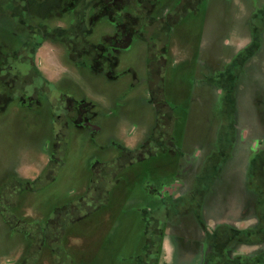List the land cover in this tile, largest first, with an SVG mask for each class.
Wrapping results in <instances>:
<instances>
[{
  "label": "rangeland",
  "instance_id": "374dc122",
  "mask_svg": "<svg viewBox=\"0 0 264 264\" xmlns=\"http://www.w3.org/2000/svg\"><path fill=\"white\" fill-rule=\"evenodd\" d=\"M81 2L72 8L89 10L95 0ZM253 2L264 0H124L149 43L116 51L110 80L80 68L96 50L81 44L90 24L80 19L64 32L66 0L1 1L15 19L26 10L48 18L30 22L36 38L24 47L2 51L10 35L0 38V264H132L144 247L135 238L154 237L161 218L127 200L143 196L140 182L169 177L181 162L190 172L199 157L231 154L215 185L243 190L247 161L264 139V35L244 67L234 59L251 37L243 10ZM106 22L87 38L111 34ZM222 80L233 89L223 91ZM80 98L100 130L72 124ZM129 152L146 159L128 165ZM18 178L37 179L36 190L21 194Z\"/></svg>",
  "mask_w": 264,
  "mask_h": 264
},
{
  "label": "flooded vegetation",
  "instance_id": "af4514ba",
  "mask_svg": "<svg viewBox=\"0 0 264 264\" xmlns=\"http://www.w3.org/2000/svg\"><path fill=\"white\" fill-rule=\"evenodd\" d=\"M66 1L70 7L65 8L66 11L62 17L66 19L71 17L70 20H67L69 28L64 29L67 33H72L75 30L80 19V22L90 24L91 31L84 37L85 41L81 42L85 47H91V49L110 48L112 55L115 56L116 51L128 49L135 39L141 44L149 43L140 36L141 31L136 32L135 15H132L129 7L125 6L124 0H98L100 3H98L97 11L92 8L85 11L81 8L73 9L72 7L77 6L78 1L80 2L78 7L82 6L81 0ZM105 1L107 2L106 9ZM159 1L162 0H154L153 6L156 7ZM247 8L246 12L243 10V13L246 17L248 16L247 25H249L251 37L248 41L246 39L239 41L240 47L234 57L242 67L257 53L249 57L248 49L253 48L254 43L257 42L258 51L262 47L261 38L264 35V2H253ZM151 14L150 11V16ZM35 16L32 10H26L24 14H20L15 19L11 12L0 7V38L1 40L5 39L2 37L3 33L10 35V39L5 40V46L1 48L2 51H6L11 46V48H16L22 44L27 45L28 42H35L36 37L30 31L31 21H23ZM110 16L113 17L111 21L108 20ZM100 18H106L108 21L106 23L111 24L106 27L113 26L114 28H111V34L102 33L101 40L93 42L87 37L92 35L93 27ZM5 19L13 24L6 25ZM19 24H23V26H19ZM47 27L48 25H45V28ZM12 32L18 33L15 36L20 40L16 44L11 42ZM45 36L51 39L53 37L49 34ZM25 37L29 39H24ZM160 44L167 46L168 42L164 40ZM33 47L36 50L39 45ZM83 60L80 64L78 63L81 65L80 68L87 65V61ZM107 69L106 66V70L102 69V71H94V73L106 74L111 80V74L106 72ZM223 72L226 73V70L224 69ZM117 76L119 77L120 74ZM238 76L240 73L235 75V79H238ZM74 101L77 102L76 108H78L76 118L72 122L74 127L93 132L100 130L101 127L96 125L93 120L97 114L95 113L94 116L93 112L82 108V105L88 104V101L84 98ZM89 113L92 114L89 115ZM258 143L259 145L252 153L253 156L251 155L252 157L245 166L243 190H237V187L236 191L228 190L225 193L222 189L227 186L220 188L215 185L223 167L230 162L231 154L227 155V153H212L208 154L204 160L200 157L195 159L193 163H198L201 167L198 166L199 168L190 172L184 170L183 162H181L169 177L160 176L154 179L150 178L143 183L140 182L144 187L143 196L140 198L130 196L127 201L130 204L139 202L137 204L141 205L142 212L147 209L150 211V215H156L158 210L161 219L155 224L154 237L135 238V240L140 238L138 248L144 247L141 254L133 255L132 264H264V139L259 140ZM113 145L119 148L124 146L119 145L118 142H113ZM231 145L226 149H231ZM127 156L128 158L130 156L128 165L135 160L146 159L145 156L142 159H132L136 156L132 152ZM188 161L191 162V159ZM133 183H136L134 178ZM245 190L248 191V199L243 195ZM146 233L148 234V232Z\"/></svg>",
  "mask_w": 264,
  "mask_h": 264
},
{
  "label": "trees",
  "instance_id": "16d2710c",
  "mask_svg": "<svg viewBox=\"0 0 264 264\" xmlns=\"http://www.w3.org/2000/svg\"><path fill=\"white\" fill-rule=\"evenodd\" d=\"M98 3H100V2H98V0H95V2L91 5V8L93 9V10H95V11H97L98 9H99V6H98ZM106 5H107V2L105 1V9H106ZM109 8L111 9V6H109ZM48 14V13H47ZM36 16L35 17H32V18H28V19H24L23 21H31V22H33V20H37V21H39L40 23H42V22H46L47 20V18H44V15L43 16H40V15H37V14H35ZM42 17V18H41ZM112 18L113 17H108V20H112ZM9 19V18H8ZM64 32H66V34H68L67 33V31L65 30ZM12 34H13V38H12V40L11 41H18L19 42V38H17V36H15V35H17L18 33L16 32V33H14V32H12ZM16 38V39H15ZM17 42V43H18ZM67 46V45H66ZM257 46H258V43L256 42V43H254V47L252 48V47H250L249 49H248V51H247V53H248V56L250 57V56H252V55H254L256 52H257ZM68 48V47H67ZM94 50H96V55L95 56H92V58H90L91 60H88V61H90V63H88L87 65H89L90 66V68H91V70L94 72H97V71H99V69H104V70H106V66L108 67V69H107V71L106 72H110L109 71V69L111 68V66L113 65L112 63H114V59L113 58H115L112 54V51H111V49L110 48H102V49H94ZM98 50L100 51V52H98ZM116 66H117V64H116ZM234 82V81H233ZM220 84V85H219ZM219 84H218V86L220 87V88H222V89H224L223 91H225L226 93L227 92H229L231 89H233V85H232V83H230V82H228V83H225L224 81H222V82H220L219 81ZM2 87V85H1V82H0V88ZM234 105H235V103H233ZM230 105L231 106V108H230V110H233V108H234V105ZM232 121V120H231ZM232 124H233V122H232ZM231 127H233V126H231ZM52 162V160L51 159H49V165H50V163ZM93 163H95V161H91V164L93 165ZM18 180V182L22 185L21 186V194L23 193V192H25V191H29V190H31V191H35L36 189L34 188L35 187V182H36V180L37 179H34V180H25V179H21V178H18L17 179ZM25 182V183H24ZM25 185V186H24ZM103 206H105L106 204H102ZM11 230H13V231H16L17 229H11ZM22 233V232H21ZM22 237H24L26 240H27V245L28 246H30V245H32V242H33V238L32 237H28V234L27 233H25V232H23L22 233V235H21ZM31 243V244H30ZM25 254V253H24ZM24 256V255H23ZM27 256L28 255H25L24 256V258L25 259H27ZM26 262V260H22L21 261V263L20 264H22L23 262Z\"/></svg>",
  "mask_w": 264,
  "mask_h": 264
}]
</instances>
